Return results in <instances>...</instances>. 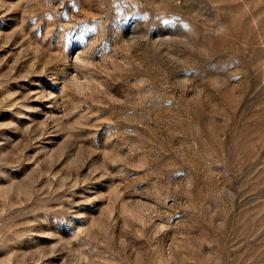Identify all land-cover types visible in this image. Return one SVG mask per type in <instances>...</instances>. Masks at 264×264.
Masks as SVG:
<instances>
[{
    "label": "rangeland",
    "instance_id": "374dc122",
    "mask_svg": "<svg viewBox=\"0 0 264 264\" xmlns=\"http://www.w3.org/2000/svg\"><path fill=\"white\" fill-rule=\"evenodd\" d=\"M0 264H264V0H0Z\"/></svg>",
    "mask_w": 264,
    "mask_h": 264
}]
</instances>
